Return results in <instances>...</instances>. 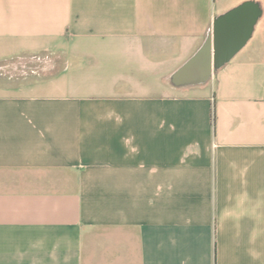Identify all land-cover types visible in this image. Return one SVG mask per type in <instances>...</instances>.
I'll use <instances>...</instances> for the list:
<instances>
[{"label": "crops", "instance_id": "obj_1", "mask_svg": "<svg viewBox=\"0 0 264 264\" xmlns=\"http://www.w3.org/2000/svg\"><path fill=\"white\" fill-rule=\"evenodd\" d=\"M243 1L0 0V264H264V0L171 82Z\"/></svg>", "mask_w": 264, "mask_h": 264}, {"label": "water", "instance_id": "obj_2", "mask_svg": "<svg viewBox=\"0 0 264 264\" xmlns=\"http://www.w3.org/2000/svg\"><path fill=\"white\" fill-rule=\"evenodd\" d=\"M261 15L259 3L245 0L215 16L205 40L171 76L176 86L199 84L230 61L247 43Z\"/></svg>", "mask_w": 264, "mask_h": 264}, {"label": "rangeland", "instance_id": "obj_3", "mask_svg": "<svg viewBox=\"0 0 264 264\" xmlns=\"http://www.w3.org/2000/svg\"><path fill=\"white\" fill-rule=\"evenodd\" d=\"M19 61L21 62V61H23V59H22V60L17 59V60L15 61V64L17 65ZM49 61H50V59H48V62H49Z\"/></svg>", "mask_w": 264, "mask_h": 264}]
</instances>
